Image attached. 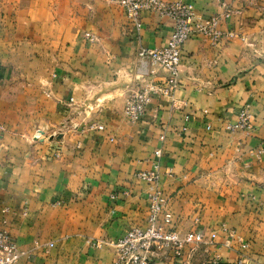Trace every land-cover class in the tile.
Listing matches in <instances>:
<instances>
[{
  "label": "crops",
  "instance_id": "0c3cea01",
  "mask_svg": "<svg viewBox=\"0 0 264 264\" xmlns=\"http://www.w3.org/2000/svg\"><path fill=\"white\" fill-rule=\"evenodd\" d=\"M167 1L205 17L230 11L221 30L236 37L188 40L174 102L153 97L132 124L124 106L138 84V52L167 43L170 19L144 11L138 29L109 0H0V231L29 252L20 264H114V248L93 243L146 225L147 187L136 174L154 161L176 228L200 242L219 232L214 246L200 243L193 264L217 253L237 264L239 247L221 246L223 224L251 240L248 264H263L264 157L247 151L264 148V0ZM245 107L253 131H226ZM84 122L103 129L59 133Z\"/></svg>",
  "mask_w": 264,
  "mask_h": 264
},
{
  "label": "built area",
  "instance_id": "2783aa9c",
  "mask_svg": "<svg viewBox=\"0 0 264 264\" xmlns=\"http://www.w3.org/2000/svg\"><path fill=\"white\" fill-rule=\"evenodd\" d=\"M110 3L121 7L126 18L136 28L142 27L141 17L144 11L155 13L163 18H168L173 23V32L167 43L163 47L146 49L142 48L138 52L139 73L138 84L130 91L125 100L124 114L132 124L139 123L155 96L174 102V94L181 84V62L182 50L188 40L195 35H202L218 43L223 38H234L233 32L224 33L221 30L222 19L231 16L230 11H225L220 15L205 17L199 13L195 5L182 1L167 0H109ZM225 6L223 0H217ZM86 37L94 40L91 34ZM163 75H158L159 71ZM75 100H71L74 104ZM186 122L189 117L185 116ZM100 123H70L63 125L60 135L65 133L102 130ZM210 129V128H208ZM254 129V115L250 107L242 109L236 123L226 125L229 133L244 132L250 134ZM4 127L0 124V131ZM188 128L184 126L182 132L186 133ZM42 133L38 131L35 140L41 139ZM164 139V137H162ZM113 141V139H110ZM82 143H77V148H81ZM242 154L241 144L236 150ZM247 154L257 161H262L264 148L249 149ZM160 150L155 152L156 157H161ZM60 153H56L58 158ZM173 176V171L165 173ZM163 171L159 162L154 161L152 168L136 174V179L147 187V200L149 211L144 227H134L127 234L115 241H95L97 247L110 245L115 250L114 264H154L155 257H172L180 264H193L192 258L198 250L200 241L196 239L193 232L182 234L176 228L175 215L170 208V199L162 188ZM26 215V213H25ZM220 231L226 237L225 246L232 247L233 244L240 248L241 254L237 264H247L246 253L250 250L251 244L226 224L221 225ZM218 238V233L213 232L209 238L202 242L207 246H214ZM54 243H47L53 246ZM190 249L187 252V249ZM29 252L21 251L17 243L6 231H0V264H20L22 258L28 256ZM221 256L217 253L208 264H221Z\"/></svg>",
  "mask_w": 264,
  "mask_h": 264
},
{
  "label": "rangeland",
  "instance_id": "374dc122",
  "mask_svg": "<svg viewBox=\"0 0 264 264\" xmlns=\"http://www.w3.org/2000/svg\"><path fill=\"white\" fill-rule=\"evenodd\" d=\"M124 194H125V193H124ZM232 229H234V228H232ZM234 230L237 231L236 229H234ZM213 232H217V233H218V238H217V240H218V239H219V232H218V231H213ZM213 232H212V233H213ZM212 233H211V234H212ZM222 233H223V232H222ZM237 233H238V232H237ZM211 234H210V235H211ZM223 234H224V233H223ZM238 234H239V233H238ZM210 235H209V236H210ZM239 235H240V234H239ZM241 236H242V235H241ZM242 237H243V236H242ZM243 238H244V237H243ZM244 239H245V241L251 242V240H249V239H246V238H244ZM217 240H216V241H217ZM225 242H226V237H225V235H224V239H223V242H222L221 246H223V247H225V248H227V249H232V248L234 247V245H235V244H233L232 247H226V246H225ZM250 244H252V242H251ZM251 247H252V246H251ZM250 249H251V248H250ZM239 250H240V248H239ZM249 251H250V250H249ZM247 253H248V252H247ZM240 254H241V251L239 252V255H240ZM246 256H247V255H246ZM261 256H262V261H263V264H264V250H263ZM239 257H240V256H239ZM238 261H239V259H238ZM238 261H237V262H238ZM246 261H247V264H248V259H247V258H246ZM20 263H21V262H20Z\"/></svg>",
  "mask_w": 264,
  "mask_h": 264
}]
</instances>
